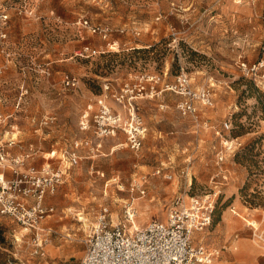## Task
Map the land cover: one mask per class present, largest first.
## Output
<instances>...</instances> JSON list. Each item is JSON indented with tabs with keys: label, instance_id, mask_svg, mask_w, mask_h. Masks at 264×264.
Masks as SVG:
<instances>
[{
	"label": "rangeland",
	"instance_id": "rangeland-1",
	"mask_svg": "<svg viewBox=\"0 0 264 264\" xmlns=\"http://www.w3.org/2000/svg\"><path fill=\"white\" fill-rule=\"evenodd\" d=\"M84 20L109 27V41L119 46L110 50ZM85 44L100 54L76 56ZM263 53L264 0H0V140L17 137L13 151L33 153L27 167H58L63 151L79 160L45 199L55 207L49 221L60 232L45 256H33L30 234L0 214V264H79L86 251L80 239L103 209L112 224L133 231L135 224L166 221L178 198L215 193L211 226L234 211L264 253V87L236 65L239 57L255 61ZM183 72L193 87L213 93V105L199 106L195 119L182 115L172 93L141 100L149 131L140 150L127 146L124 134L102 139L80 127L83 111L98 108L106 82L119 90L139 75L167 73L172 82ZM66 74L79 78L76 88L62 83ZM226 138H238L241 148L219 163ZM160 167L171 180L154 175ZM143 176L150 180L146 194L131 193L132 179ZM131 204L135 221L127 220ZM229 248L218 246L213 263L225 260ZM259 259L264 264V254Z\"/></svg>",
	"mask_w": 264,
	"mask_h": 264
},
{
	"label": "built area",
	"instance_id": "built-area-1",
	"mask_svg": "<svg viewBox=\"0 0 264 264\" xmlns=\"http://www.w3.org/2000/svg\"><path fill=\"white\" fill-rule=\"evenodd\" d=\"M253 1V0H248ZM9 15L2 18L8 19ZM93 33H98L110 50L119 43L109 41L111 29L91 26L87 20L81 21ZM172 34L179 33L174 27ZM99 51L90 44H85L76 52L78 57H94ZM236 65L243 76L252 80L257 86L264 87V53L255 60L249 61L244 57L236 60ZM167 73L139 75L136 80L126 81L119 90H114L111 82L104 84V93L96 98V111L91 114L89 109L83 111L80 127L92 130L98 138L119 137L126 135V144L138 151L144 145L148 127L139 111L141 100L160 99L166 93L179 97L178 109L183 116L198 119V107L213 105V93L207 88H195L187 73L178 75L175 81L169 82ZM80 80L77 76L66 74L62 83L66 88H76ZM112 98L116 106L110 105ZM163 106V105H162ZM92 109V105L89 106ZM51 122L53 119H50ZM5 117L0 115V129ZM229 129L228 123H225ZM77 142L76 144H78ZM15 141L0 140V169H10L14 178L0 174V214L13 219L29 235V246L33 256H45V247L50 243L53 234L58 231L44 227V220L55 214L54 205H46L45 199L55 194L63 183L70 166L76 164V152H62L61 165L56 167L46 163L41 167L31 165L26 170L23 166L33 157L32 152L13 155L9 147ZM100 146V144H99ZM241 146L238 138H226L223 150L218 154V162H223L229 154H235ZM67 156V157H66ZM154 175L172 179V175L160 167ZM147 176L132 179L129 188L131 193L146 194ZM191 197L188 201L178 198L170 209L166 221L151 220L142 228L127 230V225L112 224L108 219L107 208L99 214L84 240L86 251L79 264H211L220 254L219 249H209L202 245L193 244L196 232L205 231L213 224L215 199L213 196ZM128 221L133 220L134 209L128 207Z\"/></svg>",
	"mask_w": 264,
	"mask_h": 264
},
{
	"label": "crops",
	"instance_id": "crops-1",
	"mask_svg": "<svg viewBox=\"0 0 264 264\" xmlns=\"http://www.w3.org/2000/svg\"><path fill=\"white\" fill-rule=\"evenodd\" d=\"M148 131H147V134H148ZM146 136H145V139H146ZM7 140L8 141H5V142H9L12 140L15 141V144L10 146L9 150L14 153L13 155H19L13 151L14 146L20 143L17 137L12 136V137H9ZM53 154H55V152L52 153V158H54L55 156ZM60 156L62 157V152L60 153ZM61 157L59 159H61ZM28 167L25 164L22 169L26 170ZM1 173H3L5 176H7V178H10V179L15 177L14 172L10 169H0V174ZM50 217L44 220V227L55 230L56 229L55 226H53L49 221ZM248 228L249 227H247L245 223H242L240 218H238L237 215H235L234 211L227 210L224 212L223 215H221V219H219V221L214 226H210L205 230L209 234L207 237L208 244L204 242L206 238L205 231L196 232L194 234L193 244L202 245L209 249H217L218 246H227V245L230 246L229 248L230 251H227V252L225 251V256H224L225 260H222V261L219 260L215 263L212 262L211 264H262V262L259 259V256L264 253L252 243V240L249 237L250 230ZM59 234L60 232L58 231L56 235H59ZM53 236H55V234H53L52 237ZM56 238H58V236ZM85 239L86 237L81 238L80 242L85 244L84 243ZM210 246L214 248H211ZM231 256L232 257L234 256L235 261L229 263L227 261V257H231Z\"/></svg>",
	"mask_w": 264,
	"mask_h": 264
},
{
	"label": "bare ground",
	"instance_id": "bare-ground-1",
	"mask_svg": "<svg viewBox=\"0 0 264 264\" xmlns=\"http://www.w3.org/2000/svg\"><path fill=\"white\" fill-rule=\"evenodd\" d=\"M115 148H118L117 146H115ZM135 218L133 217V220H134ZM135 221V220H134ZM136 228H138V225H134V229H136Z\"/></svg>",
	"mask_w": 264,
	"mask_h": 264
},
{
	"label": "trees",
	"instance_id": "trees-1",
	"mask_svg": "<svg viewBox=\"0 0 264 264\" xmlns=\"http://www.w3.org/2000/svg\"><path fill=\"white\" fill-rule=\"evenodd\" d=\"M238 154H239V152H238ZM238 154H237V155H238Z\"/></svg>",
	"mask_w": 264,
	"mask_h": 264
}]
</instances>
